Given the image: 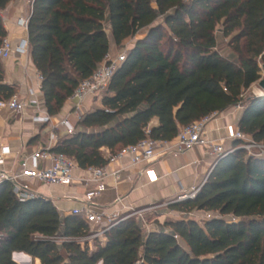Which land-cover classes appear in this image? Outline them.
I'll return each instance as SVG.
<instances>
[{"label":"trees","instance_id":"16d2710c","mask_svg":"<svg viewBox=\"0 0 264 264\" xmlns=\"http://www.w3.org/2000/svg\"><path fill=\"white\" fill-rule=\"evenodd\" d=\"M9 1L0 0V11ZM26 27L51 117L109 54L110 38L115 46L135 38L100 106L84 112L74 133L56 131L51 150L81 169L107 165L147 129L153 139L171 140L238 104L239 130L264 144V95H245L264 64V0H31ZM217 27L235 56L218 51ZM5 35L0 15V41ZM3 77L0 63V102L14 93ZM240 143L212 161L193 199L167 204L185 216L148 232L129 216L92 246L81 217L61 216L42 196L21 200L0 181V264H16L14 251L40 264H264V155ZM192 210L210 217L198 221L187 216Z\"/></svg>","mask_w":264,"mask_h":264},{"label":"crops","instance_id":"0c3cea01","mask_svg":"<svg viewBox=\"0 0 264 264\" xmlns=\"http://www.w3.org/2000/svg\"><path fill=\"white\" fill-rule=\"evenodd\" d=\"M30 9L29 0H10L0 12L6 30L5 37L13 46L20 40H27V27L19 25L17 20L21 17H29ZM109 40L110 51L116 46L111 38ZM134 40L135 38L126 39L123 42L124 47H129ZM0 63L3 68L4 82L14 87V93L18 98L27 99L28 90L32 89L35 98L44 105L42 113H47L40 89V74L31 59L29 50L0 58ZM92 105L100 106L99 98L88 97L84 102L85 111L91 109ZM69 110L70 102L67 100L59 113L51 117V124L55 123L59 117L67 115ZM36 111L34 106L27 105L23 113L15 114L0 102V147L6 146L9 151L0 165V171L12 170L20 160L23 150L31 152L46 145L50 125L35 122L32 115ZM240 114L241 107L237 105L217 113L206 123L209 136L216 140L222 139L225 135V125L237 124ZM70 118L74 120L73 114ZM57 132L63 134V128H58ZM105 152H108L107 149ZM213 160L214 157L210 156L202 146H195L176 156L163 154L158 149L150 162L142 160L131 163L129 155L117 156L109 161L105 168L108 174L123 168L121 178L114 180L113 176L108 175L104 179L106 187L95 197V202L101 207L109 206L108 210L117 214H124L138 205H147L161 200L166 202L174 198L181 190H189L192 186L200 184ZM145 167L154 169L157 176L155 181L148 180L144 173ZM73 174L79 177L87 176L86 171L80 168H76ZM29 186L33 195L49 199L61 216L69 214L72 208L79 207L84 198V186L80 181L69 186H48L41 182L31 181ZM117 196H120L121 202L113 204ZM163 214L170 215V213ZM148 226L149 230L152 229L149 223ZM22 256L24 260L19 263L17 255L14 262L16 264H40L37 258L26 257L25 254Z\"/></svg>","mask_w":264,"mask_h":264},{"label":"built area","instance_id":"2783aa9c","mask_svg":"<svg viewBox=\"0 0 264 264\" xmlns=\"http://www.w3.org/2000/svg\"><path fill=\"white\" fill-rule=\"evenodd\" d=\"M31 4V0H29ZM28 17H21L17 23L22 26H27ZM125 49L120 50L116 55L110 56L107 54L105 59L93 70V72L86 78L82 79L71 96L68 98L70 102V110L67 115L59 117L55 123L51 124V116L48 113H42L44 106L34 96L32 89L28 90L27 99H19L13 93L8 99L2 101L11 112L21 114L24 112L27 105H32L36 108V113L32 115V119L43 125H50L47 133V143L45 146L26 152L23 150L22 155L16 166L10 171H0V181H8L12 186V191L17 198L24 200L33 195L29 183L37 181L48 186L61 185L69 186L75 184L77 181L82 182L84 186V198L79 207L72 208L70 214L81 217L89 226L95 225L94 230L87 236L88 239L103 238V233L129 216L135 215L142 223V227L149 230L148 223L145 220L141 210L134 212H126L124 214H117L109 211V206H99L95 202V197L99 195L106 187L104 179L111 175L114 180L121 178L123 168L114 170L110 174L107 173L105 166L89 167L84 169L86 177L74 176L73 171L79 168L76 162L62 154L51 150L57 141L58 128H63V134H72L75 132L76 123L81 119L85 112L84 102L88 97L99 98L107 89L109 81L115 71L116 67L121 61L125 59ZM28 51L27 40H20L15 46L3 37L0 41V58H5L13 53H23ZM41 79V77H40ZM241 107L239 104L237 105ZM73 114L74 120L70 118ZM217 113H213L204 117L199 121L180 128L177 135L171 140H158L149 136V130H146V136L133 145H129L121 149L117 154L110 157L109 161L117 156L129 155L131 163L139 161L150 162L154 157L156 150H161L163 154L176 156L185 151L192 149L195 146H202L206 152L213 156L214 159L224 155L229 149L225 147V142L230 143L234 140H240V147L245 148L249 153L263 154L264 144L255 142L249 136L239 130L237 124L230 123L225 125V135L220 140L213 139L209 136L206 123L212 119ZM248 137V138H247ZM6 146L0 147V165L4 162L5 156L8 153ZM81 169V168H80ZM210 171V170H209ZM148 180L153 182L157 176L153 168H144ZM208 173V172H207ZM205 179V178H204ZM202 182L196 186H192L189 190H181L173 199L164 202L167 205L173 202H180L186 199H193ZM121 202L120 196H117L113 204ZM190 215V213H187ZM191 217V216H190ZM210 217L208 212L197 216L198 221ZM176 238L177 236L174 235ZM135 264H139L136 262Z\"/></svg>","mask_w":264,"mask_h":264},{"label":"rangeland","instance_id":"374dc122","mask_svg":"<svg viewBox=\"0 0 264 264\" xmlns=\"http://www.w3.org/2000/svg\"><path fill=\"white\" fill-rule=\"evenodd\" d=\"M215 36H216L218 51L224 56H235L233 54L232 50H231V47L228 45L229 38L228 37H224L222 35V33H221V30L218 27H217V29L215 31ZM124 46L112 47V49L109 51V55L110 56L116 55L120 50L126 48ZM259 66H261V64H259ZM261 72H262V69H261ZM256 89H257V85H256V82H254L245 91V95H249V94L258 95ZM258 96H260V95H258ZM92 107H94V105H92ZM241 108H242V106H241ZM229 146H230V142L227 141L225 147L228 148ZM164 202L165 201L161 200V201H157L155 203H151V204H147V205L134 206V207L130 208L128 211H126V212H134V211L141 210L142 214L145 217V220L147 221V223H149L151 225L150 227H152V228L156 227L159 222H163L166 219H169V218L178 219V218H181V217L185 216V213H182V212L168 211L167 210V205L163 204ZM163 213H170V215H166V214H163ZM188 213H190V215H187V216H191V217L194 218V216L197 217V216L203 215L205 212L204 211H200V210H192V211H190ZM135 215H133V216H135ZM95 227H96L95 225H91L90 226V233H91L92 230H94L93 228H95ZM143 230H145V228H143ZM88 243L91 244L90 246H92V244H93L92 239H88ZM97 264H99V263H97Z\"/></svg>","mask_w":264,"mask_h":264},{"label":"water","instance_id":"95a60500","mask_svg":"<svg viewBox=\"0 0 264 264\" xmlns=\"http://www.w3.org/2000/svg\"><path fill=\"white\" fill-rule=\"evenodd\" d=\"M260 67H261V69H262V72H261V76H260V78L256 81V85H257V88H258V90H259L258 95L262 96V95H264V64H261ZM22 254H25L26 257L29 256L28 254H26V253H24V252H21V251H14V252H12V254H11V258H12L13 261H15L16 256H17V255L21 256ZM98 263H100V261H99Z\"/></svg>","mask_w":264,"mask_h":264},{"label":"bare ground","instance_id":"6f19581e","mask_svg":"<svg viewBox=\"0 0 264 264\" xmlns=\"http://www.w3.org/2000/svg\"><path fill=\"white\" fill-rule=\"evenodd\" d=\"M256 91H257V93H259V90H258V88L256 89Z\"/></svg>","mask_w":264,"mask_h":264}]
</instances>
